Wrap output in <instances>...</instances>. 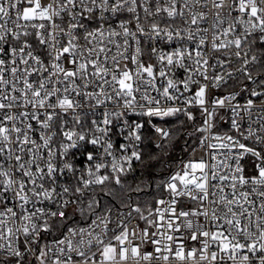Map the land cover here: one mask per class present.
Returning <instances> with one entry per match:
<instances>
[{
    "label": "snow or ice",
    "instance_id": "obj_1",
    "mask_svg": "<svg viewBox=\"0 0 264 264\" xmlns=\"http://www.w3.org/2000/svg\"><path fill=\"white\" fill-rule=\"evenodd\" d=\"M0 264H264V0H0Z\"/></svg>",
    "mask_w": 264,
    "mask_h": 264
},
{
    "label": "trees",
    "instance_id": "obj_2",
    "mask_svg": "<svg viewBox=\"0 0 264 264\" xmlns=\"http://www.w3.org/2000/svg\"><path fill=\"white\" fill-rule=\"evenodd\" d=\"M180 119H184V117H181ZM175 123L176 121L174 118H169V125L174 126ZM198 123L199 121H196V125H198ZM188 130H191L192 132L194 131V128L189 127ZM197 136H199V133H196L195 135L192 136H184L183 139L179 140V146L176 147L175 150L169 151V155L165 157L164 162L158 165L154 169L156 173V183H159V181L163 179L169 172L174 170V168L179 163L180 159L189 151V149L195 144V142H197ZM185 141L188 142V147L186 150L182 151V148L185 145ZM142 151L145 154L146 158L148 154H153L157 152L155 145L152 144L149 136L146 137L143 141ZM134 167L137 169V173H130L127 177H125L126 183L132 185L133 187H135L136 184L139 183V177L137 175L140 172L139 163H136ZM160 194H161L160 192L156 191L155 187L151 189L145 188L143 192L132 194V202L133 204L139 203L142 209H147L151 205L155 197ZM118 201L119 198H117V200L114 202L118 204ZM110 202H112V198L102 196L103 205H109Z\"/></svg>",
    "mask_w": 264,
    "mask_h": 264
},
{
    "label": "built area",
    "instance_id": "obj_3",
    "mask_svg": "<svg viewBox=\"0 0 264 264\" xmlns=\"http://www.w3.org/2000/svg\"><path fill=\"white\" fill-rule=\"evenodd\" d=\"M178 75L182 77L183 76V73L182 72L181 73H178ZM216 91H217V94H219V90H216ZM244 99H246V97L241 98L240 99V102L243 103L244 102ZM256 104H257V106H259L260 101L257 100L256 101ZM195 114L197 116V120L196 121H199V123H198V125H199L200 124L199 112L197 111ZM230 120H231L230 113H228L226 110H221L219 112V118L216 121V127L213 129V131L216 134L221 135V136L226 135V134L227 135H235L234 130L231 129ZM156 123L158 124V126H161V127L166 126L161 121H156ZM188 131L191 132V130H188ZM144 136H145V138L149 136V138H150V140H151V142H152L153 145H155L156 141L159 139V137L154 133V131L150 127H146L144 129ZM195 145H196V142H195V144L192 147H194ZM142 146H143V143L141 145V149H142ZM191 148L180 159L179 163L177 164V166L174 168L173 171H175V170H177L179 168L180 163H181L182 160L186 161V160H188L190 158ZM199 155H200V150L198 149L197 150V156H199ZM160 195L156 196L155 199L159 198ZM155 199L153 200V202L151 203V205L154 204ZM144 210H145V215H147L146 209H144ZM128 211L129 210L127 208H121L120 209V213L122 215H121L120 218H122L123 215H126ZM133 216L135 217L136 214L133 213ZM111 219H112V224H110V227L115 228L116 222H117V219H118V216H117V214L115 212V209L113 210V214H112ZM72 222H73V225H75V223L78 222V223L86 226V220H85V218L80 217L78 213L76 214V216L74 218H72ZM137 224H139L140 227H145L146 226L145 223H144V221L139 220L138 217H137L136 219H133L132 220L131 224H129V228L131 229V228L135 227ZM136 242L139 243V241H136ZM143 247H144L145 250L151 251V245H144Z\"/></svg>",
    "mask_w": 264,
    "mask_h": 264
}]
</instances>
